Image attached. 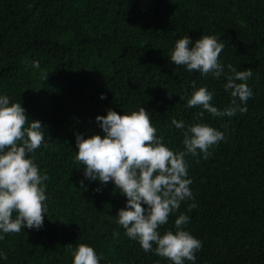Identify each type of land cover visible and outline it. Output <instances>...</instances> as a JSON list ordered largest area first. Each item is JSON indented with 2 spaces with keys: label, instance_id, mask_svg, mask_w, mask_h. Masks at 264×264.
<instances>
[{
  "label": "trees",
  "instance_id": "1",
  "mask_svg": "<svg viewBox=\"0 0 264 264\" xmlns=\"http://www.w3.org/2000/svg\"><path fill=\"white\" fill-rule=\"evenodd\" d=\"M184 34L217 36L225 44L222 63L252 69L246 111L201 117L199 106L186 107L194 80L214 92L219 108L231 97L225 77L170 61ZM0 93L44 125L46 143L28 155L48 176L43 225L5 233L0 264H72L69 243L81 242L94 247L101 264H167L116 223L126 197L110 181L84 177L76 160V133L103 135L97 114L141 105L175 151L184 145L173 118L225 131L207 159L186 154L198 206L181 202L160 231L174 230L184 211L190 220L183 227L202 241L196 261L186 264H264V0H0Z\"/></svg>",
  "mask_w": 264,
  "mask_h": 264
},
{
  "label": "clouds",
  "instance_id": "2",
  "mask_svg": "<svg viewBox=\"0 0 264 264\" xmlns=\"http://www.w3.org/2000/svg\"><path fill=\"white\" fill-rule=\"evenodd\" d=\"M224 47V42L215 35L201 34L193 40L184 34L175 40L168 53L170 61L188 71L197 70L202 76L217 79L225 77L223 88L231 99L223 108L212 103L214 92L207 85L196 87V81H192L191 93L185 98L186 107L199 106L201 117L205 111L217 117L244 112L246 101L254 94L248 84L252 69L222 63L219 54ZM32 66L39 69V60L34 59ZM40 75L45 80L48 72ZM100 95L103 98L104 94ZM95 120L103 135L76 133V160L84 165V177L100 184L110 181L126 197L124 207L118 208L114 215L116 223L145 253L164 257L167 264L195 262L202 241L183 227L190 216L181 211L174 218V230L166 228L161 232L160 227L167 224L169 215L180 208L181 202L190 200L189 209L198 206L185 156L207 159L209 149L225 138V131L208 123L197 121L186 125L184 120L173 118L171 125L183 130L184 145L175 151L157 134L149 112L142 105L119 113L109 107L106 114H97ZM42 143H46L42 122L29 120L19 100L13 101L8 94L0 93V239L5 233L38 229L44 223L48 176L34 157L28 155ZM69 249L72 264H101V256L90 244L69 243ZM0 259H7L3 250Z\"/></svg>",
  "mask_w": 264,
  "mask_h": 264
}]
</instances>
